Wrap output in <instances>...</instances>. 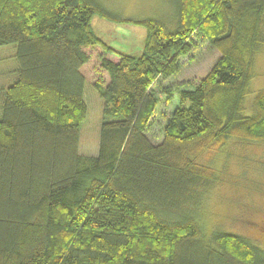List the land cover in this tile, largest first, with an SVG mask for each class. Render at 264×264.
Wrapping results in <instances>:
<instances>
[{"label":"trees","instance_id":"16d2710c","mask_svg":"<svg viewBox=\"0 0 264 264\" xmlns=\"http://www.w3.org/2000/svg\"><path fill=\"white\" fill-rule=\"evenodd\" d=\"M172 1L177 29L134 19L146 39L131 56L92 29L111 15L100 0H0V46L15 45L17 65L0 105V264H264L238 233L205 243L194 219L216 180L195 156L235 134L264 140V89L242 111L264 0ZM195 31L219 57L153 143L155 84L179 70ZM86 82L104 106L97 155L78 151Z\"/></svg>","mask_w":264,"mask_h":264},{"label":"rangeland","instance_id":"374dc122","mask_svg":"<svg viewBox=\"0 0 264 264\" xmlns=\"http://www.w3.org/2000/svg\"><path fill=\"white\" fill-rule=\"evenodd\" d=\"M100 2L111 15H94L92 29L103 42L127 55L139 56L144 52L146 28L136 24L134 19L150 17L162 21L170 30L178 27L172 0ZM129 18L131 20H127ZM190 40V50L179 57V70L171 77L159 78L155 84L158 105L145 131L153 143L162 140L166 120L175 107L182 104L181 92L193 89L219 57V51L201 33L195 31ZM15 55L14 44L0 46V105L4 91L17 78ZM252 55V75L243 98L244 115L254 113L253 97L264 89V41ZM83 96L87 112L80 124L78 151L97 155L100 125L105 119L103 100L97 89L87 82ZM195 157L196 163L213 169L216 179L204 189L196 212L198 218H194L202 240L208 242L213 230H225L240 234L264 250V140L250 141L235 134L222 142L210 143L208 149Z\"/></svg>","mask_w":264,"mask_h":264}]
</instances>
